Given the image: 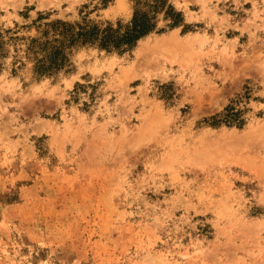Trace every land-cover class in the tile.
I'll use <instances>...</instances> for the list:
<instances>
[{
	"label": "rangeland",
	"instance_id": "374dc122",
	"mask_svg": "<svg viewBox=\"0 0 264 264\" xmlns=\"http://www.w3.org/2000/svg\"><path fill=\"white\" fill-rule=\"evenodd\" d=\"M136 1L0 0V264H264V0H168L178 26L34 71L46 24Z\"/></svg>",
	"mask_w": 264,
	"mask_h": 264
},
{
	"label": "trees",
	"instance_id": "16d2710c",
	"mask_svg": "<svg viewBox=\"0 0 264 264\" xmlns=\"http://www.w3.org/2000/svg\"><path fill=\"white\" fill-rule=\"evenodd\" d=\"M163 13L165 20H169L167 27L173 28L182 22L179 12L168 3V0H137L136 7L132 18L126 26L121 28H112L106 26L99 28L96 25H77L55 21L46 24L44 31V40H30L28 49H34L35 54L40 53V57L36 56V64L34 71L38 75L46 74L64 65L67 59V51L76 45H93L112 52L124 53L132 50L137 42L152 32H159L157 29L158 15ZM210 124L219 126L225 124L227 126L235 125L241 128L244 124L241 118V112L232 106H227L220 114L211 117Z\"/></svg>",
	"mask_w": 264,
	"mask_h": 264
},
{
	"label": "bare ground",
	"instance_id": "6f19581e",
	"mask_svg": "<svg viewBox=\"0 0 264 264\" xmlns=\"http://www.w3.org/2000/svg\"><path fill=\"white\" fill-rule=\"evenodd\" d=\"M163 41V40H162ZM161 42V41H160ZM146 45V44H145ZM152 45H154V42H153V44ZM159 45V44H158ZM147 47V46H146ZM150 47V46H149ZM144 48V44L142 45V49ZM154 48V47H153ZM156 50V49H155Z\"/></svg>",
	"mask_w": 264,
	"mask_h": 264
}]
</instances>
